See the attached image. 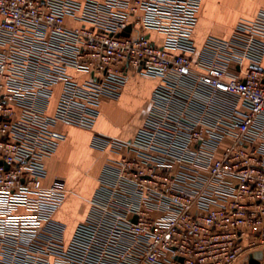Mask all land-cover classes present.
I'll list each match as a JSON object with an SVG mask.
<instances>
[{"label":"built area","instance_id":"2783aa9c","mask_svg":"<svg viewBox=\"0 0 264 264\" xmlns=\"http://www.w3.org/2000/svg\"><path fill=\"white\" fill-rule=\"evenodd\" d=\"M199 8L0 0V264H247L264 251V10L198 54ZM129 75L161 84L131 141L93 136L119 156L64 242L65 187L41 185L64 137L54 128L92 130L90 105Z\"/></svg>","mask_w":264,"mask_h":264},{"label":"crops","instance_id":"0c3cea01","mask_svg":"<svg viewBox=\"0 0 264 264\" xmlns=\"http://www.w3.org/2000/svg\"><path fill=\"white\" fill-rule=\"evenodd\" d=\"M263 10L264 0H200L198 20L192 36L198 54L204 52V45L209 38L231 39L240 23L255 19ZM67 22L72 24L71 21ZM247 68L249 64L243 62L236 71L240 70L238 75H242ZM260 68L264 73V57ZM160 84L159 78L129 75L117 98H101L99 104L90 105L89 110L97 115L92 130L63 124L54 128L64 137L58 142L56 151L43 160L46 177L41 185L48 187L59 180L65 187L66 196L54 214V220L65 227L64 242L70 240L75 228L87 218L91 199L105 166L119 156L114 151L92 148L93 136L119 142L131 141L142 126L152 106L153 93ZM241 105H237L238 116L244 114ZM257 144L264 146V138L258 139ZM66 207L76 217L68 219L73 225L71 233H68L64 224ZM66 233L69 238H66ZM254 254H258L264 264V251H256ZM240 263H245V258Z\"/></svg>","mask_w":264,"mask_h":264},{"label":"rangeland","instance_id":"374dc122","mask_svg":"<svg viewBox=\"0 0 264 264\" xmlns=\"http://www.w3.org/2000/svg\"><path fill=\"white\" fill-rule=\"evenodd\" d=\"M64 218H65L64 224L67 226V231H68V233H71L73 225H72V223H70L68 221V219L73 220V219H76V217H75V215H73V212L71 210L67 209V207L64 208ZM68 233H66V236ZM66 238H69V237L67 236ZM239 264H241V263H239Z\"/></svg>","mask_w":264,"mask_h":264},{"label":"water","instance_id":"95a60500","mask_svg":"<svg viewBox=\"0 0 264 264\" xmlns=\"http://www.w3.org/2000/svg\"><path fill=\"white\" fill-rule=\"evenodd\" d=\"M129 31H130V28L128 27L125 30V32L122 33V36H127ZM256 68L261 71L260 67H256ZM247 264H261L260 257L258 256V254L249 255L247 259Z\"/></svg>","mask_w":264,"mask_h":264}]
</instances>
